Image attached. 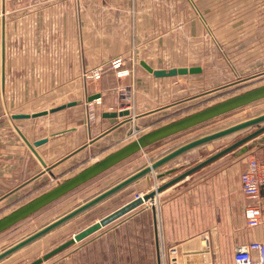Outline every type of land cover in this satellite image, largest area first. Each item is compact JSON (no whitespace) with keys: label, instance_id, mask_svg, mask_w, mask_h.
<instances>
[{"label":"crops","instance_id":"1","mask_svg":"<svg viewBox=\"0 0 264 264\" xmlns=\"http://www.w3.org/2000/svg\"><path fill=\"white\" fill-rule=\"evenodd\" d=\"M259 18L262 22L264 0H0V109L11 114L10 120L0 119V204L118 130L103 115L110 127L99 133L82 119L79 126L64 131L51 124L46 134L30 138L26 125L13 122L34 119L13 120L14 114H29L14 112L16 103L45 95L65 97L77 86L87 89L85 75L130 58L137 61L133 75L122 78L116 71L112 75L118 82H132L146 96L147 87L149 94L168 79L155 78L142 61L155 69H166L160 66L167 61L168 69L201 67L189 64L188 54L180 61L187 53L181 48L185 37L198 47L204 45L206 34H212L215 44L232 51V33H263L256 24ZM13 126L19 136L13 135ZM19 131L30 143L49 139L36 150L50 171ZM66 138L68 144L59 143ZM74 138H81L82 146L70 150ZM261 139L248 142L244 155L227 154L167 188L153 204L138 207L126 223L131 232L122 233L118 227L100 233L83 250L68 253L62 264H234L236 246L264 243V188L252 200L241 187L249 159L261 162L264 157ZM62 148L68 150L61 153ZM252 205L263 210V222L256 228L248 227L244 217Z\"/></svg>","mask_w":264,"mask_h":264},{"label":"rangeland","instance_id":"2","mask_svg":"<svg viewBox=\"0 0 264 264\" xmlns=\"http://www.w3.org/2000/svg\"><path fill=\"white\" fill-rule=\"evenodd\" d=\"M260 19L256 23L258 24V29L264 28V18L263 24L260 22ZM248 32L232 33V51L227 47L221 48L218 44H215L216 41L214 42L212 34H206L205 38L202 39L204 45L200 43L198 47L187 43L188 38L185 37V43H183L181 48H185L187 53L181 49L184 54L181 55L180 61H183L188 54L189 64H198L203 67L204 72L197 75L167 78V82H163L164 85L166 84L165 86L162 84L161 86L158 85L157 89L151 91L149 94L147 87L148 95L146 94V96L140 95L137 92V88L132 85V82H118L112 75L113 71H116L118 77L122 78L133 75L134 68L137 67V61L134 58H130L128 63L126 61L122 63L121 60V66L118 69L115 68L113 63L108 69L105 68L103 71L101 69L98 71V68L92 74L85 75L87 79L86 84H88L87 89L77 86V89L68 90L65 97L45 95V97L30 99L31 101L24 104L16 103L15 108L13 107L14 112H28L32 114V111L41 112L72 101L82 102L76 107L67 108L61 112L31 121H14V125H16L15 123L26 125L25 129L29 133L30 138L43 136L47 133V128L51 124H54L57 129L64 131L68 127L79 126L82 119L86 120V123L90 125V128L95 133H99L110 127L108 119L103 118L104 114L129 110L131 115L127 118H121L120 121L118 120L120 123L117 128L118 130L110 135V138L90 144L84 152L61 164L53 171L46 172L43 176L14 194L13 198L0 204V219L21 205L74 176L86 167L103 159L110 153L131 143L136 139L134 137L135 131L138 132L137 138H140L164 125L263 86L264 30L262 31L263 33L260 31H256V33ZM170 66V62L167 61V65H161L160 67L168 69ZM120 72L122 73L120 74ZM97 74H99L100 78ZM129 85L130 88H126ZM96 93L102 95L101 104H96L95 101L89 103L87 101L88 96ZM1 101L2 99L0 98ZM86 104L90 106L88 105L85 110ZM89 107L93 108L92 113L88 110ZM7 112L4 109H0L1 120L6 121V119H11L10 112ZM263 113L264 98L147 145L137 154L0 234V253L90 201L139 170L150 166L153 162L176 148ZM10 129L13 135L19 136L15 126ZM255 129L257 128L254 127L237 132L185 153L169 164L152 172L147 177L131 184L121 192L72 219L50 234L33 242L21 251L4 259L0 264H30L34 262L71 239L74 235L135 200L139 192L147 194L156 190V187L166 183L172 175L180 173L188 167L198 165L215 153L247 136ZM59 143L63 145L68 144V138L61 140ZM86 143H88V139L85 140L84 144ZM79 146H82L81 138L71 139L70 150ZM67 150L68 148H62L60 152L63 153ZM260 163L264 165V157ZM35 166L36 171L38 170L37 164ZM172 169H176L177 171L168 175L167 171ZM21 183L24 182L22 181ZM137 209L130 211L84 241L75 244L42 264H62V259L68 253L76 249L83 250L86 243L92 239H96L100 233L106 232L109 229L115 231V229L120 227V232L122 233L131 232L126 230L130 227L126 223L129 221L128 219L136 216ZM124 223L126 224L125 226H123Z\"/></svg>","mask_w":264,"mask_h":264},{"label":"water","instance_id":"3","mask_svg":"<svg viewBox=\"0 0 264 264\" xmlns=\"http://www.w3.org/2000/svg\"><path fill=\"white\" fill-rule=\"evenodd\" d=\"M5 54V40L3 43V56ZM4 59V58H3ZM141 66L155 78L162 79V78H174L179 76H187V75H197L203 72L201 67H181V68H171V69H155L148 65L146 62L142 61ZM264 98V85L258 87L256 89L247 91L243 94L234 96L229 98L221 103L216 105L210 106L206 109H203L199 112L191 114L187 117L164 125L134 141L125 145L124 147L110 153L109 155L105 156L103 159L93 163L92 165L86 167L82 171L78 172L74 176L66 179L65 181L61 182L57 186L53 187L52 189L42 193L41 195L35 197L31 201L21 205L17 209L13 210L8 215L2 217L0 219V234L8 230L9 228L15 226L19 222L23 221L24 219L30 217L31 215L35 214L36 212L40 211L41 209L45 208L46 206L58 201L59 199L65 197L69 193L73 192L77 188L83 186L84 184L88 183L89 181L95 179L96 177L100 176L104 172L112 169L113 167L117 166L118 164L122 163L123 161L127 160L128 158L132 157L133 155L137 154L147 145L153 144L167 136L176 134L178 132L187 130L199 124L205 123L209 120L217 118L219 116L225 115L231 111H234L240 107L245 105L251 104L255 101L261 100ZM101 99V94H95L88 98V102L91 103L95 100ZM81 101H72L68 102L67 104L41 111L32 114H14L12 115L13 120H29V119H36L40 117H44L47 115L55 114L61 112L67 108H72L80 105ZM131 113L129 110H123L120 112H113L104 114L105 117L111 119V123L115 125V127H119L120 123H117L118 118H127L130 117ZM257 128L247 136L243 137L239 141L235 142L234 144L222 149L221 151L215 153L214 155L210 156L208 159L204 160L203 162L199 163L198 165L192 167L191 169L185 171L184 173L178 175L171 181L164 183L156 188V190L144 194L143 197L139 199H135L129 203H127L124 207L117 210L116 212L110 214L106 218L94 223L93 225L89 226L88 228L84 229L83 231L79 232L78 234L74 235L71 239L64 242L63 244L59 245L52 251L45 254L43 257L35 260L30 264H42L51 258L55 257L56 255L60 254L61 252L69 249L70 247L74 246L77 243H80L90 237L91 235L95 234L96 232L100 231L105 226L111 224L112 222L118 220L122 216L126 215L130 211L148 203L149 201L153 202L155 198L165 191L167 188L177 184L181 180L185 179L186 177L190 176L191 174L195 173L196 171L204 168L205 166L213 163L214 161L222 158L223 156L237 152L235 155L237 157L244 155L250 149L249 146H246L248 142L252 140H257L258 138H262L261 140L264 141V113L250 118L248 120L239 122L232 126H229L225 129L216 131L214 133L205 135L198 139L192 140L172 152L168 153L167 155L163 156L162 158L158 159L157 161L153 162L150 166H146L145 168L139 170L138 172L134 173L133 175L127 177L123 181L119 182L118 184L114 185L113 187L109 188L108 190L104 191L103 193L99 194L98 196L94 197L90 201L84 203L83 205L79 206L78 208L72 210L71 212L65 214L64 216L60 217L59 219L53 221L49 225L45 226L44 228L40 229L36 233L30 235L29 237L25 238L24 240L18 242L17 244L11 246L10 248L2 251L0 253V262L4 259L10 257L11 255L21 251L22 249L26 248L33 242L41 239L42 237L50 234L54 230L58 229L59 227L63 226L64 224L68 223L72 219L80 216L81 214L87 212L94 206L102 203L103 201L107 200L111 196L121 192L125 188L129 187L131 184L139 181L140 179L146 177L147 175L151 174L152 172L160 169L161 167L169 164L173 160L177 159L178 157L188 153L200 146L206 145L208 143L214 142L216 140L231 136L237 132L250 129V128ZM20 136L24 139L28 147L31 151L35 154V156L40 160L45 170H48L46 163L42 159V157L38 154L37 148L47 144L49 142L48 138H44L38 140L34 143H30L26 137L19 131ZM50 171V170H48ZM177 170L172 169L167 171V174L175 173ZM264 188V187H263Z\"/></svg>","mask_w":264,"mask_h":264},{"label":"built area","instance_id":"4","mask_svg":"<svg viewBox=\"0 0 264 264\" xmlns=\"http://www.w3.org/2000/svg\"><path fill=\"white\" fill-rule=\"evenodd\" d=\"M114 66L118 69L121 66V60L114 62ZM97 76L100 78L99 74ZM95 103L101 104V99L95 100ZM88 110L92 113L93 108L89 107ZM134 137L138 139V132H134ZM262 168L263 165L258 159L251 158L248 161L247 170L241 175L242 192L248 199L256 200L260 196L261 189L264 187ZM143 195V193L137 194L136 199L143 197ZM148 203L153 204L151 201ZM244 217L248 227H259L263 222V210L259 205L248 206L244 210ZM233 260L234 264H264V243L251 242L236 246L233 251Z\"/></svg>","mask_w":264,"mask_h":264},{"label":"bare ground","instance_id":"5","mask_svg":"<svg viewBox=\"0 0 264 264\" xmlns=\"http://www.w3.org/2000/svg\"><path fill=\"white\" fill-rule=\"evenodd\" d=\"M143 149H144V148H143ZM147 176H148V175H147ZM147 176H146V177H147Z\"/></svg>","mask_w":264,"mask_h":264}]
</instances>
